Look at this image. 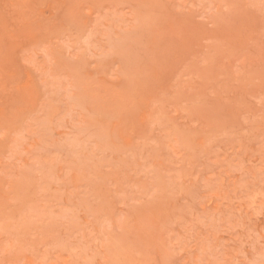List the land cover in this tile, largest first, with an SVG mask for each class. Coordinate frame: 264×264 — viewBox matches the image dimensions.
<instances>
[{
  "label": "rangeland",
  "instance_id": "1",
  "mask_svg": "<svg viewBox=\"0 0 264 264\" xmlns=\"http://www.w3.org/2000/svg\"><path fill=\"white\" fill-rule=\"evenodd\" d=\"M0 264H264V0H0Z\"/></svg>",
  "mask_w": 264,
  "mask_h": 264
}]
</instances>
